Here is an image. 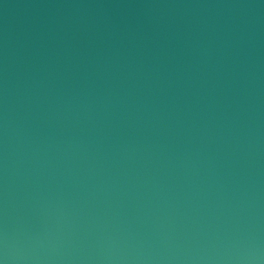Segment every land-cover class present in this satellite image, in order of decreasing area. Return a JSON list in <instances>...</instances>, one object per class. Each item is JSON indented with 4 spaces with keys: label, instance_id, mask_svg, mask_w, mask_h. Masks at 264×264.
Here are the masks:
<instances>
[{
    "label": "water",
    "instance_id": "1",
    "mask_svg": "<svg viewBox=\"0 0 264 264\" xmlns=\"http://www.w3.org/2000/svg\"><path fill=\"white\" fill-rule=\"evenodd\" d=\"M3 264H264V0H0Z\"/></svg>",
    "mask_w": 264,
    "mask_h": 264
},
{
    "label": "clouds",
    "instance_id": "2",
    "mask_svg": "<svg viewBox=\"0 0 264 264\" xmlns=\"http://www.w3.org/2000/svg\"><path fill=\"white\" fill-rule=\"evenodd\" d=\"M0 264H3V261H0Z\"/></svg>",
    "mask_w": 264,
    "mask_h": 264
}]
</instances>
